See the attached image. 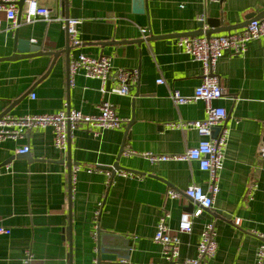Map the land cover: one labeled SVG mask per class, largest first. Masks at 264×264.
<instances>
[{
  "label": "crops",
  "instance_id": "0c3cea01",
  "mask_svg": "<svg viewBox=\"0 0 264 264\" xmlns=\"http://www.w3.org/2000/svg\"><path fill=\"white\" fill-rule=\"evenodd\" d=\"M35 1L50 9L62 6L61 0ZM146 4V14H139L133 11L132 0H68V18L80 21L77 46L70 44L58 23L38 19L25 24L20 13L19 26L12 29L0 13V115L9 107L7 114L13 116L52 114L67 107L97 115L99 105L109 101L126 121L121 129L98 131L96 137L85 127L73 130L69 154L54 148L51 128L0 143V227L10 231L0 235V264H21L27 250L32 264H92L98 258V229L130 244L126 257L98 264H169L153 241L158 220L166 213L167 226L176 233L181 214H190L196 206L183 196L170 200L165 194L191 185L206 190L208 185V175L194 162L151 164L141 156L182 155L201 140L194 130L167 127L205 117L202 101L178 106L169 98L172 91L191 97L202 80L200 63L179 49L174 37L198 31L200 18L217 20V29L241 30L251 20L264 19V0H146ZM16 30L19 39L57 57L7 60ZM67 47L69 59L81 54L109 57L112 72L137 71V84L121 97L102 94L100 82L81 72L68 83ZM215 75L224 95L213 105L227 114L217 126L227 134L224 163L212 209L193 219L190 234L179 235V260L197 257L203 226L214 222L216 255L201 264H254L259 236L264 235V157L259 153L264 146V40L250 41L241 55L224 54ZM114 87L109 79L106 90ZM24 146L29 147L28 157L17 154ZM122 150L140 156H124ZM68 157L73 174L71 248ZM106 169L133 176L115 175L106 186Z\"/></svg>",
  "mask_w": 264,
  "mask_h": 264
},
{
  "label": "built area",
  "instance_id": "2783aa9c",
  "mask_svg": "<svg viewBox=\"0 0 264 264\" xmlns=\"http://www.w3.org/2000/svg\"><path fill=\"white\" fill-rule=\"evenodd\" d=\"M21 0H0V13L5 15V21L10 28H18V13L22 14V21L25 24H31L36 20L43 22L58 23L66 31L69 42L72 46H77L78 30L80 21L77 19L66 18L62 14V6L55 9L39 6L35 0H23V6L18 8L17 3ZM200 21L203 19L200 18ZM264 40V20H251L243 29L228 32L222 35L211 36H182L175 39V45L194 61L200 63L202 69L201 83L194 89L191 97L181 96L177 91H172L169 98L173 104L182 106L196 101H202L204 104L205 117L201 121L182 122L167 124L170 130H194L201 140L192 148L188 149L182 155H153L144 154L151 164L167 161H189L197 164L200 171L208 175L207 189L191 185L184 191L169 189L165 197L170 200H176L180 197L187 198L196 209L189 213H182L179 219L176 233H172L167 226L168 215L164 213L158 220L157 228L153 236V241L160 246L162 255L169 264H201L203 261L213 259L217 251L216 231L214 222H208L203 226L197 245V257L195 259L179 260V235L190 234L192 231L193 219L198 218L203 211L211 210L213 199L218 193L219 173L223 168L224 153L227 146V134L220 132L216 139L211 138L213 127H217L226 119L224 108L215 107L213 103L222 99L224 91L220 85L218 77L215 75V67L218 60L224 54L241 55L246 51V45L250 41ZM69 83L79 72L84 77L96 79L100 82L99 91L102 94L107 92L128 96L130 90L138 82V72L135 70L126 71L118 69L112 72L111 59L109 57L93 58L86 55L70 57L69 60ZM109 79L115 82V87L110 91L106 90V83ZM158 85H163L162 80L157 81ZM97 115H84L77 110L59 111L52 114L13 116L5 114L0 118V143L6 140H15L22 137L26 132L51 128L54 134L53 145L60 153H65L68 144V135L79 127H85L93 130V135L98 136V131L118 130L123 127L125 120L118 117L115 106L109 101H103L98 107ZM29 147L24 146L17 150L18 155L27 154ZM259 153L264 157V146L260 147ZM124 156H140L131 151H124ZM9 171V166H5ZM91 170H88L90 173ZM72 174V172H71ZM106 186L111 185L115 175L120 177H132V173L122 170L115 171L114 175L110 171L104 172ZM73 183V174L71 178ZM254 185L250 188L253 191ZM98 212L95 213L97 218ZM239 224V219L234 222ZM9 229L0 227V235H9ZM97 237V236H96ZM260 245L255 253L254 264H264V235L259 236ZM96 258L92 264H98ZM125 264V261H120ZM21 264H32L30 252L25 251Z\"/></svg>",
  "mask_w": 264,
  "mask_h": 264
},
{
  "label": "water",
  "instance_id": "95a60500",
  "mask_svg": "<svg viewBox=\"0 0 264 264\" xmlns=\"http://www.w3.org/2000/svg\"><path fill=\"white\" fill-rule=\"evenodd\" d=\"M134 9L133 11L139 14L145 13L147 10V4L146 0H132ZM62 7L64 10V16L68 18V0H61ZM23 0L17 3V6L20 10L22 6ZM264 20V19H263ZM17 22L20 23V12L18 13ZM248 24V23H247ZM219 26V22L214 19H207L199 21L197 24L198 31L188 33V34H180L176 35L174 38L177 39L182 36H205L206 38H210L212 35L223 33V32H230L231 30H235L237 28L233 29H217ZM246 26V25H245ZM170 38V37H166ZM66 54V64H67V70L69 67V48L67 47L65 49ZM35 56H49L52 58L57 57L56 53L48 52V51H41L39 47L32 46L30 41L28 40H21L18 38V30L14 32L13 36V46H12V55L7 58V60H15L20 58H30ZM54 60V59H53ZM54 64V61L49 66L48 71L45 73L44 76H46L50 69L52 68ZM68 77V83H69V71L67 73ZM17 102V101H16ZM16 102H14L11 106H13ZM9 107L4 113L0 115V118L8 113ZM69 107H67V111H69ZM222 127H213L211 131V138L216 139L220 132L222 131ZM70 134L68 135V144H67V154H69L70 151ZM124 150L120 152L122 154ZM21 156L28 157L29 154H22ZM67 166V174H68V180H69V187H68V244L69 248H71V191H72V163L71 160L68 157V161L66 163ZM120 169H106V171H110L112 175H114L115 171H118ZM210 211V210H207ZM217 215H220L216 212ZM96 251L98 255L99 261H110L113 262L118 258H124L127 256V252L130 249V244L125 240L122 236H117L109 233H102L99 229L96 232ZM69 264L71 262L69 261Z\"/></svg>",
  "mask_w": 264,
  "mask_h": 264
}]
</instances>
